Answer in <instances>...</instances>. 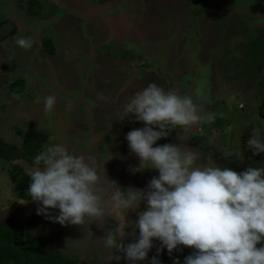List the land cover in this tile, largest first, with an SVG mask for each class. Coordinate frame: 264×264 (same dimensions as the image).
<instances>
[{
  "label": "rangeland",
  "instance_id": "374dc122",
  "mask_svg": "<svg viewBox=\"0 0 264 264\" xmlns=\"http://www.w3.org/2000/svg\"><path fill=\"white\" fill-rule=\"evenodd\" d=\"M109 1L0 0V138L19 146L23 139L17 131L38 132L47 136L38 154L63 144L94 161L102 204L117 187L144 190L158 172L134 171L139 158L131 154L126 135L104 138V145L90 142L101 139L96 135L143 127L133 116L122 122L118 116L126 97L155 83L166 92L190 93L200 115L211 113L214 119L183 137L178 131L173 134L175 129L153 147L179 144L195 152L201 164L237 173L264 168V154L254 156L247 148L254 130L264 140V0H222L231 11L212 0L199 13L190 10V0H126L91 13ZM20 37L34 41L32 48H19L15 40ZM12 82L20 86L13 90ZM50 95L56 104L46 111L43 99ZM13 164L26 174L34 167L22 160ZM8 167L0 159V226L28 223L25 237H40L49 251L79 264H128L123 258L117 261L115 256L122 253L104 243V235L116 225L110 203L100 219L61 226L37 215L32 200L18 203ZM115 170L125 188L112 182ZM145 204L130 210L126 219L135 222ZM49 213L55 217L59 210ZM138 235L137 230L123 242L131 243ZM153 245L138 264H150L160 241L153 240ZM178 247L182 250L171 256L165 248L160 264H173L177 258L184 264L194 251Z\"/></svg>",
  "mask_w": 264,
  "mask_h": 264
},
{
  "label": "clouds",
  "instance_id": "9594fccd",
  "mask_svg": "<svg viewBox=\"0 0 264 264\" xmlns=\"http://www.w3.org/2000/svg\"><path fill=\"white\" fill-rule=\"evenodd\" d=\"M33 43L24 37L15 40L24 50ZM43 103L51 111L56 97L47 96ZM129 116L143 123L125 137L131 154L139 158L134 171L152 169L158 177L144 190L117 187L102 204L95 162L71 153L63 144H52L34 158L28 172L27 193L38 205L37 215L61 226H81L102 218L105 204L110 203L116 225L104 235V243L122 253L115 256L117 261L123 258L128 264L144 261L153 240L160 241V247L150 264H160L158 257L165 248L169 256L181 251L178 246L194 250L184 264H264V168L248 167L237 173L215 164L203 165L195 152L179 144L153 147L177 127L190 131L214 119L211 113L201 116L191 97L174 90L166 92L149 83L126 97L118 119L122 122ZM247 148L254 156L264 154V140L255 130ZM141 202H146L145 210L137 212L135 222L127 220L128 212H135ZM50 209H58L59 215H50ZM128 228L131 233L126 232ZM137 230L138 237L125 244ZM173 264H180L179 259Z\"/></svg>",
  "mask_w": 264,
  "mask_h": 264
},
{
  "label": "trees",
  "instance_id": "16d2710c",
  "mask_svg": "<svg viewBox=\"0 0 264 264\" xmlns=\"http://www.w3.org/2000/svg\"><path fill=\"white\" fill-rule=\"evenodd\" d=\"M19 86L13 82L10 85L13 90ZM16 134L23 139L19 146L9 144L0 138V159L9 165L7 173L11 182L17 186V197L29 201L31 198L28 197L27 190L30 177L18 164L13 163L22 160L33 166L34 158L47 140V136L38 132L21 134L17 131ZM28 228V223L15 228L0 226V264H79L76 259L49 251L40 237H25L24 232Z\"/></svg>",
  "mask_w": 264,
  "mask_h": 264
},
{
  "label": "flooded vegetation",
  "instance_id": "af4514ba",
  "mask_svg": "<svg viewBox=\"0 0 264 264\" xmlns=\"http://www.w3.org/2000/svg\"><path fill=\"white\" fill-rule=\"evenodd\" d=\"M210 1L212 2V0H190V10L191 9H195V10H193L192 12H197V13H199L200 11H203V10H207V9H209L210 8V6H211V4H210ZM215 1V4L216 3H219V4H221L222 6H224L226 9H228L229 11H231V9L228 7V6H226L224 3H223V1L222 0H214ZM224 5H223V4ZM119 4V3H118ZM11 8H12V5L10 6ZM112 8V7H111ZM111 8H109V9H111ZM107 10V9H106ZM105 11V10H104ZM104 11H102V12H104ZM91 13H101V12H91ZM16 21V20H15ZM51 22H53V21H51ZM17 23L19 24V21L17 20ZM24 27L23 25H19V27ZM92 52V51H91ZM95 52V51H94ZM99 53V52H98ZM96 54V52H95V54H94V56L93 57H97L99 54ZM179 73V72H178ZM137 73L136 74H132V76H131V78L129 79L130 81V83H132V81H134L135 79H137ZM192 76H194V75H192ZM125 89H126V87H125ZM124 89V90H125ZM123 90V91H124ZM190 91H192V89H190ZM182 96H184V97H190V93H188V95L186 96L185 94L184 95H182ZM197 106V108H198V105H196ZM206 106V105H205ZM198 110H200L199 112H200V114L202 113L201 112V109H199L198 108ZM91 124V123H90ZM198 130L196 131V129L195 130H190L189 132H199L200 131V127L198 126V128H197ZM90 133H91V137L93 138V135H92V132H94V125L93 124H91V126H90ZM128 131V130H127ZM176 131H178V132H181L182 133V137L184 136V134H185V132L186 131H183L181 128H179V127H177L176 128V130H175V132L173 133V134H175L176 133ZM121 133H123V135H127V132H121ZM115 134H118L117 132H115L113 135L111 134V135H106V134H103V135H101V136H103V137H101L100 135L98 136V135H96L97 136V138H101V139H97V140H92V142H90V143H95V142H99V143H102L103 145H104V141L105 140H110V138L109 137H111V138H113V140H115V139H117L118 137L120 138L122 135H120V136H117L116 138L114 137V135ZM104 138H105V140H104ZM115 138V139H114ZM112 141V140H111ZM109 150H107L106 152H108ZM112 163H113V161H112ZM122 164H124V163H121L120 165H122ZM119 165V166H120ZM114 168H116L117 169V167H116V165H115V167ZM114 174L115 175H117V172H116V170H115V172H114ZM112 181L113 182H115L116 184H118V185H120V186H122L123 188H125V186H126V184H125V182H123V181H121L118 177L116 178H113L112 179ZM127 189V188H126ZM107 197V196H106ZM108 198V197H107Z\"/></svg>",
  "mask_w": 264,
  "mask_h": 264
},
{
  "label": "water",
  "instance_id": "95a60500",
  "mask_svg": "<svg viewBox=\"0 0 264 264\" xmlns=\"http://www.w3.org/2000/svg\"><path fill=\"white\" fill-rule=\"evenodd\" d=\"M123 1H126V0H113V1L111 0V1H109V4L108 5H104V6H101L100 8L93 9L92 12H102V11H104L106 9H109L112 6H114V5L118 4V3H121ZM124 89H125V87L123 88V90Z\"/></svg>",
  "mask_w": 264,
  "mask_h": 264
},
{
  "label": "crops",
  "instance_id": "0c3cea01",
  "mask_svg": "<svg viewBox=\"0 0 264 264\" xmlns=\"http://www.w3.org/2000/svg\"><path fill=\"white\" fill-rule=\"evenodd\" d=\"M120 135H123V133H118V134H115V135H114V137L116 138L117 136H120ZM109 138H110V140H113V138H111V137H109ZM115 138H114V139H115ZM114 177H116V178H117V177H118V175H114Z\"/></svg>",
  "mask_w": 264,
  "mask_h": 264
}]
</instances>
